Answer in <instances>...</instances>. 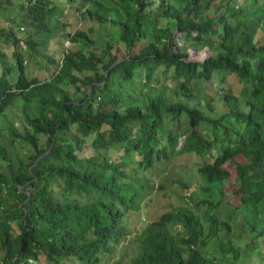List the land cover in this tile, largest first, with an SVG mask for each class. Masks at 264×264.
Wrapping results in <instances>:
<instances>
[{
  "label": "trees",
  "instance_id": "trees-1",
  "mask_svg": "<svg viewBox=\"0 0 264 264\" xmlns=\"http://www.w3.org/2000/svg\"><path fill=\"white\" fill-rule=\"evenodd\" d=\"M14 1L30 29L0 24V264H264V0ZM56 27V67L29 76ZM166 181L194 189L150 212Z\"/></svg>",
  "mask_w": 264,
  "mask_h": 264
},
{
  "label": "rangeland",
  "instance_id": "rangeland-1",
  "mask_svg": "<svg viewBox=\"0 0 264 264\" xmlns=\"http://www.w3.org/2000/svg\"><path fill=\"white\" fill-rule=\"evenodd\" d=\"M7 1V0H6ZM10 1V0H9ZM11 4H7V5H3L0 7V24L2 25H11L13 28H19L20 31H17L18 33H20L21 35L23 34V30H25L27 28V26L29 27V24L27 23V18L26 17H22L19 14L18 11V5L17 2H15L14 0H11ZM57 10H59V8H57ZM76 13L74 12V10L72 9V7H66L64 8L61 12H58V19H59V24L64 23L65 21L68 22V25L66 26L67 30H72L74 27H77L79 25H82L83 21L76 19L73 15H75ZM87 24H89V22H87ZM86 24V25H87ZM62 27V25H61ZM30 29V27H29ZM61 28H54L52 29V31L50 32H45V31H39V32H35L33 33V39L37 40L38 43L36 44V50L33 52L34 54L28 52L29 55L25 54L26 56V65H27V74L29 76H36L37 78H44V73L46 71H51L54 67H56V64L53 63H48L46 62V54L54 57V55L57 54V52L62 49V48H66V46L68 45L69 41L65 40L64 37L60 36L62 34V31L60 30ZM257 35H260L261 38H264V32L263 29H258L257 30ZM178 33L175 34V36ZM177 40V39H176ZM171 42V41H170ZM180 43V41H178ZM6 47H3V50L5 52L9 53L7 54V58L8 60H10L12 58V55L10 53V45L8 44V42L5 43ZM2 46V45H1ZM73 46V45H72ZM190 47L192 46H187L186 50H188ZM41 52H46L44 54H39ZM10 54V55H9ZM192 58L193 57H198V53L192 54L191 55ZM47 64V69L45 70V64ZM48 72H46L45 75H48ZM228 83H230V88L232 90V85H234L235 80L233 78V76L231 75H226ZM8 111H10L8 113V111L6 112V119L11 120L12 125L16 128H18L19 130H22V125L20 122V117L18 116V114H20V111L18 109L17 104L15 103L14 105L8 107ZM1 121V120H0ZM44 139L43 135H40L39 137V143L41 144L42 141ZM19 142L16 141L15 146L18 147L19 146ZM187 156V155H186ZM189 157V156H187ZM192 161L188 160L187 163H190ZM223 165H225L230 172V177H232L233 172H234V167L232 164H230L229 162H225L223 163ZM165 170L168 171V166H165ZM160 171L158 170L157 173H159ZM169 181H166L164 183V187L163 189H160L159 191H155L153 193V201H151V203L146 204L149 208L150 212H157L159 210H164L166 209V207H168L169 203H175V201H177V196L179 192H183L185 194H188L189 191H192L193 188V184H190V186L187 189L181 190L179 189V187H176V185H170L168 184ZM231 183V181L229 180L228 185ZM143 198H146V196H144ZM144 215V214H142ZM142 221H145V218L143 217L141 219ZM12 224H14L13 222H11ZM138 223H136L137 225ZM14 226V225H13ZM132 234H137L138 230L135 228L133 229V231L131 232ZM123 242H125V239H123ZM137 244V242H130V243H126L123 246V250H119L117 252V257L121 254H123L122 259H124L125 257H127L129 255V253H131V249L135 247V245ZM122 249V248H120Z\"/></svg>",
  "mask_w": 264,
  "mask_h": 264
},
{
  "label": "water",
  "instance_id": "water-1",
  "mask_svg": "<svg viewBox=\"0 0 264 264\" xmlns=\"http://www.w3.org/2000/svg\"><path fill=\"white\" fill-rule=\"evenodd\" d=\"M176 33H179L178 29H175L172 34L175 35ZM187 51H188V55H187L186 59H191L192 54H195V53L199 54L200 52H203V51H204V54H206V52H207L206 48L199 50L195 46L190 47ZM89 92H90V89H89V86H87V93H89Z\"/></svg>",
  "mask_w": 264,
  "mask_h": 264
}]
</instances>
